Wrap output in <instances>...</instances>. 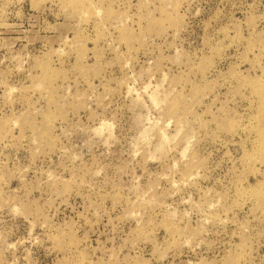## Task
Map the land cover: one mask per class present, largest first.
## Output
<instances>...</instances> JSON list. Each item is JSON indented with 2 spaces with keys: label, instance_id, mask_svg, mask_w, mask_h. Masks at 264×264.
<instances>
[{
  "label": "rangeland",
  "instance_id": "374dc122",
  "mask_svg": "<svg viewBox=\"0 0 264 264\" xmlns=\"http://www.w3.org/2000/svg\"><path fill=\"white\" fill-rule=\"evenodd\" d=\"M0 264H264V0H0Z\"/></svg>",
  "mask_w": 264,
  "mask_h": 264
}]
</instances>
